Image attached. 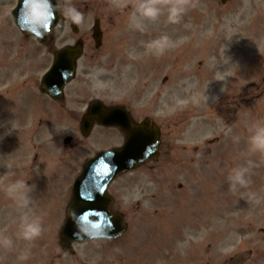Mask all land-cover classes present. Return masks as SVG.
Masks as SVG:
<instances>
[{"label": "rangeland", "instance_id": "374dc122", "mask_svg": "<svg viewBox=\"0 0 264 264\" xmlns=\"http://www.w3.org/2000/svg\"><path fill=\"white\" fill-rule=\"evenodd\" d=\"M138 2L61 0L69 23L73 20L67 15L68 6L78 9L83 21L80 35L68 29L54 40V49L72 45L80 37L88 41L82 68L66 91L74 102L68 106L85 111L93 99L125 105L137 118L153 117L165 140L156 164L139 168L114 188L121 198L126 197L128 208L142 197V186L158 199L151 212L146 208L128 211L131 228L121 239L120 252L112 246L105 253L106 246L100 243L77 249L89 264H150L151 255L152 263L162 264L165 252L189 264L188 237L215 231L221 247L227 242L233 213L242 214L243 204L264 205V153L250 152L248 143L250 130L264 123V0H235L227 6L219 0H185L186 11L179 23L168 21V0H157L162 12L155 20L139 14ZM16 4L17 0H0V237L13 241L11 248L0 246V264H54V257L61 253L60 223L65 220L62 192L72 178L63 175L58 161L73 165L68 173L77 175L86 159L124 141L113 129H96L85 139L78 125L54 121L55 105L38 92L53 54L17 28L11 15ZM97 18L105 31L100 52L86 36ZM93 54L97 55L94 59ZM230 91L249 93L234 121L230 113L235 109L226 105ZM67 136L74 140L65 150ZM214 140L221 142L209 143ZM184 156L188 161L181 163ZM193 156L196 162H190ZM249 160L256 166L248 173L247 188L232 191L231 169ZM148 177L154 186L148 185ZM191 177L195 181L186 186ZM15 179L33 186L26 208L18 207L3 191V185ZM163 193L169 210L163 209ZM213 207L216 215L209 218L216 223L210 229L209 224L198 231L197 225L186 226L193 215ZM24 217L40 220L42 233L34 240L19 235ZM182 226L185 235L172 241ZM219 256L223 260L225 250ZM73 263L71 257L56 262Z\"/></svg>", "mask_w": 264, "mask_h": 264}, {"label": "water", "instance_id": "95a60500", "mask_svg": "<svg viewBox=\"0 0 264 264\" xmlns=\"http://www.w3.org/2000/svg\"><path fill=\"white\" fill-rule=\"evenodd\" d=\"M228 1L222 0V3ZM58 2L59 0H19L12 12L16 25L26 36H33L42 44H50V32H53V37H58L63 29V17ZM94 38L99 47V29L96 30ZM81 54L80 45L56 51L54 64L43 78L41 91L54 98L62 97L65 85L74 78L76 61ZM124 116V111L120 108H105L98 101L90 105L82 123L83 133L87 135L97 119L103 125L118 126L125 134L126 143L121 149L99 154L77 181L67 224L61 232L63 242L86 241L90 237L116 238L126 230L121 218L116 223L108 209L102 208L100 199L119 174L148 160H156L160 140L155 125L145 122L137 126L132 122H125Z\"/></svg>", "mask_w": 264, "mask_h": 264}, {"label": "flooded vegetation", "instance_id": "af4514ba", "mask_svg": "<svg viewBox=\"0 0 264 264\" xmlns=\"http://www.w3.org/2000/svg\"><path fill=\"white\" fill-rule=\"evenodd\" d=\"M89 7H86V11H88ZM66 18V15H65ZM66 20V19H65ZM100 20V19H99ZM100 25H101V30L103 32V36H105V31L102 29V24L100 20ZM78 35H80V32H77ZM92 33L93 31L90 30L86 36H89L90 39H92ZM78 42L82 43L85 48L87 47L88 41L86 39L80 37L77 39ZM100 50V49H99ZM96 50V51H99ZM97 55H92L91 58L94 59L96 58ZM262 88H258L260 90ZM48 97V96H47ZM249 93L248 92H235V91H230L228 93V98L229 100L226 102V105L231 108L234 107V111H232L231 116H232V121H234L233 117L239 113V111H243V106L247 104L249 100ZM50 99L51 103L55 105V108L53 109L54 111V121L56 120H63L66 121L68 124H73V125H78L80 124V115L83 114V111H81L80 107H69L68 104H74L73 101H70L69 97H66L65 100L63 101H55L51 98ZM127 108V107H126ZM128 109V108H127ZM130 111V114H134V112L131 109H128ZM52 114V113H50ZM135 118V117H134ZM137 122L138 119L135 118ZM143 120V119H141ZM233 125V122H232ZM98 129H101L100 127L97 126ZM162 135V134H161ZM164 143V140H162ZM81 145V144H80ZM68 147H65V150H68ZM162 149V145L160 147V151ZM186 152V150H184ZM210 158L216 160L218 159L217 156H210ZM38 159V157H37ZM188 161V157L184 156V158H181L180 162L181 163H186ZM87 162V159L85 163L82 166H85ZM190 162H196V157L193 156V158L190 160ZM74 165H76V162H73ZM58 165L61 167L62 173L64 176L67 175V177H74V175L69 174V167L71 164H68L66 160H60L58 161ZM152 164H147L146 167H149ZM152 167V166H150ZM71 170L74 169V166L71 165L70 167ZM81 169V170H82ZM80 170V171H81ZM79 171V172H80ZM79 173H77L78 175ZM133 173H128L125 175H131ZM149 178L148 185H153L154 186V181L151 177ZM118 181V180H117ZM117 181H115L109 188H108V193L110 195V198L108 199L107 202L111 203L110 204V209L109 211L112 214H121L124 216L125 221L128 223L129 226H131V221L129 220L128 217V211L132 212H138L142 208H146L151 212L153 210V202L158 201L157 196L155 194L149 193V190L147 187H140L141 191V198L137 200L135 203H132L131 207L125 206L127 203L126 197L121 198V195L118 194L115 190L114 187L117 184ZM195 181L194 177H191L190 179L186 180L185 185L189 186ZM131 185V184H129ZM125 189H132V186L129 188L128 186L125 187ZM182 189V188H181ZM167 194H164L161 196L160 200L162 202V206L164 207V210H169V204H167ZM233 210H231L230 213H232ZM149 215V213H148ZM202 216H206V211H202L199 213V217L197 214H195V221L193 223L189 222L186 224V226L190 225H197L194 228H197V231L201 226H206L209 224L210 229L212 225H215L214 220H209L207 221L206 219L201 218ZM233 217H230L228 220V226H227V231H226V237L225 240L227 242L223 243L225 244L221 247H219V243L217 240V236L215 234V231L210 232V235H200L196 234V237H188L189 241L187 242L188 246L185 247V253H186V258H189V264H264V205L261 204H243L242 205V214H232ZM152 217V215H149ZM236 219H233V218ZM184 227H182L181 232L177 235L174 236L173 240L176 239H181L185 235L184 232ZM169 239L172 238V236H165ZM121 238L114 240V241H101L99 243L103 244L105 247L104 252L106 253L107 249L111 250V247L114 246L118 251L120 252V245H121ZM185 239V238H184ZM77 245L76 243L71 244L69 249L62 250V253L55 256L53 262L56 264L57 261H63L66 260V258L71 257L74 259L73 264H87L85 261H81L79 256H77L75 250L73 249V246ZM173 248V247H172ZM171 248V249H172ZM166 249V248H163ZM219 249L222 251L225 250V257L223 260H220L219 254L222 252H219ZM170 250V249H169ZM168 250V251H169ZM162 253V252H159ZM119 254V253H118ZM165 259L166 262L162 260V264H181L182 259L178 258L176 259L171 253L165 252ZM188 255V256H187ZM152 256H150V264H154V261L152 263ZM193 262V263H192Z\"/></svg>", "mask_w": 264, "mask_h": 264}, {"label": "clouds", "instance_id": "9594fccd", "mask_svg": "<svg viewBox=\"0 0 264 264\" xmlns=\"http://www.w3.org/2000/svg\"><path fill=\"white\" fill-rule=\"evenodd\" d=\"M139 14L151 20L157 19L162 12V8L158 5L157 0H139L137 4ZM186 11L185 0H168L167 12L168 21L170 23H179L182 19L184 12ZM67 15L75 23H81L83 21V14L79 12L74 6H68ZM162 40L167 42L168 37H162ZM159 43V42H158ZM163 45H161V48ZM248 137L249 151L264 153V123H257L252 130H250ZM255 162L252 160L247 161L245 165H239L231 169L228 180L230 182V188L232 191H238L240 189H246L249 184L248 173L251 168L255 167ZM7 175V173H6ZM33 186H29L24 179H15L7 182L3 185V191L6 196L10 197L15 204L20 208H26L31 203V190ZM243 195V193H242ZM42 233V225L40 220L33 219L28 220L27 217L23 218L21 225V231L19 235L27 241L34 240ZM96 238V237H90ZM13 241L8 236L0 237V246L4 248H11Z\"/></svg>", "mask_w": 264, "mask_h": 264}]
</instances>
